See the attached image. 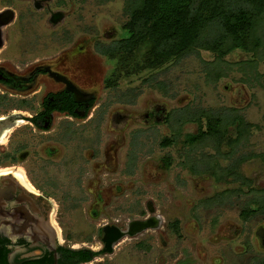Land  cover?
Here are the masks:
<instances>
[{"label": "rangeland", "instance_id": "obj_1", "mask_svg": "<svg viewBox=\"0 0 264 264\" xmlns=\"http://www.w3.org/2000/svg\"><path fill=\"white\" fill-rule=\"evenodd\" d=\"M137 1L0 0L6 61L80 49V85L95 94L93 117L67 145L74 164L54 189L60 209L74 236L95 249L99 224L114 219L125 228L155 218L89 264H264V215H240L264 198V50H232L218 60L199 48L119 77L121 62L108 50ZM257 33L264 46V17ZM199 111L239 115L251 126L232 151L225 142L189 146ZM227 133L235 137V127ZM239 158L237 177L210 172ZM98 195L102 214L94 218Z\"/></svg>", "mask_w": 264, "mask_h": 264}, {"label": "flooded vegetation", "instance_id": "obj_2", "mask_svg": "<svg viewBox=\"0 0 264 264\" xmlns=\"http://www.w3.org/2000/svg\"><path fill=\"white\" fill-rule=\"evenodd\" d=\"M5 19L1 13L0 51ZM80 61V49L22 56L13 65L0 54V264H89L124 236L156 223L99 224L91 237L96 250L74 236L60 209L54 189L74 164L67 145L93 117L88 112L95 103L94 92L80 85ZM76 153L80 160V148ZM103 201L98 195L94 218Z\"/></svg>", "mask_w": 264, "mask_h": 264}, {"label": "trees", "instance_id": "obj_3", "mask_svg": "<svg viewBox=\"0 0 264 264\" xmlns=\"http://www.w3.org/2000/svg\"><path fill=\"white\" fill-rule=\"evenodd\" d=\"M263 17L264 0H138L122 26L124 36L110 47L108 53H114L121 62L119 77L159 68L199 48L214 52L218 60L232 50L257 55L260 48L261 52L264 50L257 33ZM195 118L199 128L196 133L186 135L185 143L189 146L212 141L217 148L225 142L232 151L251 126L239 115L232 118L227 114L220 116L199 111ZM201 118L206 119L204 125ZM232 125L236 130L235 137H229L227 133ZM169 143L170 140L165 138L161 144ZM243 159L239 158L233 166L210 172L219 178L223 175L237 177ZM241 179L246 183V178ZM251 214L264 215V198L253 199L240 212L243 218Z\"/></svg>", "mask_w": 264, "mask_h": 264}]
</instances>
